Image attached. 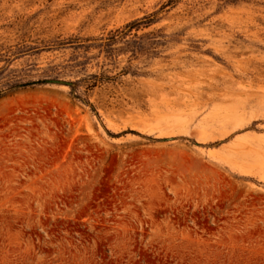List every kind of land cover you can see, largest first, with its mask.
<instances>
[{
  "label": "rangeland",
  "instance_id": "374dc122",
  "mask_svg": "<svg viewBox=\"0 0 264 264\" xmlns=\"http://www.w3.org/2000/svg\"><path fill=\"white\" fill-rule=\"evenodd\" d=\"M0 264H264V0H0Z\"/></svg>",
  "mask_w": 264,
  "mask_h": 264
},
{
  "label": "water",
  "instance_id": "95a60500",
  "mask_svg": "<svg viewBox=\"0 0 264 264\" xmlns=\"http://www.w3.org/2000/svg\"><path fill=\"white\" fill-rule=\"evenodd\" d=\"M48 81H50V82H64L62 80H48ZM37 82H40V81H34L33 83H37Z\"/></svg>",
  "mask_w": 264,
  "mask_h": 264
}]
</instances>
